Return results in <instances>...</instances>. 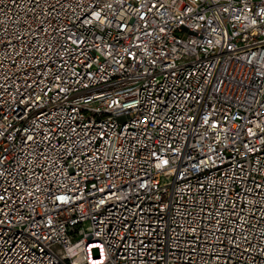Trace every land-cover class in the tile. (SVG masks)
Segmentation results:
<instances>
[{"label": "built area", "instance_id": "built-area-1", "mask_svg": "<svg viewBox=\"0 0 264 264\" xmlns=\"http://www.w3.org/2000/svg\"><path fill=\"white\" fill-rule=\"evenodd\" d=\"M0 264H264V0H0Z\"/></svg>", "mask_w": 264, "mask_h": 264}]
</instances>
